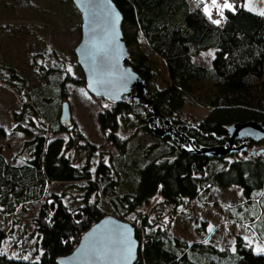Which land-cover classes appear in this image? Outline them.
Returning <instances> with one entry per match:
<instances>
[{"label":"trees","instance_id":"16d2710c","mask_svg":"<svg viewBox=\"0 0 264 264\" xmlns=\"http://www.w3.org/2000/svg\"><path fill=\"white\" fill-rule=\"evenodd\" d=\"M112 2L122 16L124 43L136 45L139 38L145 42L163 65L165 86L159 89L152 80L147 55L129 56L126 63L144 81L146 95L158 112L170 119L194 147L223 145L232 123L264 124V16L242 7L244 0H232L236 12L225 11L226 20L217 26L204 15V4L198 0ZM212 16L220 19L215 11ZM125 27L133 33L126 34ZM208 50L213 51L208 67L194 63L196 56ZM0 70L6 74L0 82L14 90L21 102L20 110L11 112V118L16 124L14 130L25 137L22 149L27 152L23 163L12 164L0 149V216L35 205L33 234L40 248L37 260L11 258L0 251V264H56L58 257L75 248L91 225L108 214L99 200L107 201L116 218L133 226L139 244L134 264H264V254L255 253L239 235L234 236L232 249L211 248L202 242L181 240L164 228L153 229L148 214L141 211L154 197L178 207L188 200L206 199L213 189L235 186L244 203L234 209L228 222L246 225L264 243V152L246 154L258 143L250 142L242 152L244 157L228 160V156L205 157L187 152L185 139L175 137L174 141L165 136L159 138L166 146L163 152L155 144L137 148L124 174L116 164L103 161L90 171L95 145L84 139L75 123H60V108L58 119L49 109L52 102L66 97L64 84L70 77L55 69L45 70V80L56 88V95L45 97L22 92L23 81L11 67L0 66ZM185 97L210 107L211 112L195 123L176 118ZM92 98L103 104L96 121L104 139L118 151L117 159H124L130 143L119 130L150 134L148 106ZM138 105L141 112L135 110ZM34 118L43 124L41 135L32 132ZM44 133L52 138L47 139ZM59 134H65L66 140L55 137ZM4 136L0 127V137ZM72 150L83 152L77 166L68 155ZM50 184L65 186L59 193L47 195ZM73 187L81 203L68 209L62 198ZM130 214H134L132 219H128ZM5 238L0 227V249Z\"/></svg>","mask_w":264,"mask_h":264},{"label":"rangeland","instance_id":"374dc122","mask_svg":"<svg viewBox=\"0 0 264 264\" xmlns=\"http://www.w3.org/2000/svg\"><path fill=\"white\" fill-rule=\"evenodd\" d=\"M207 2L210 4L211 0ZM251 7L264 10V0H251ZM80 26V14L71 0H0V66L15 70L23 81L22 92L40 93L45 97L56 95V88L45 80V70L55 69L62 76L70 77L71 80L64 84L66 97L52 102L49 106L55 113L53 117L58 119L61 100L67 102L70 122L75 123L84 139L96 147V152L89 160V170L92 171L99 161H103L116 164L121 174H124L127 172L126 163L136 153L137 148L155 144L156 148L163 152L166 146L161 139L151 134L120 128L119 134L129 140L130 148L124 159H117L118 151L104 139L96 121V114L103 104L96 102L85 90L82 73L76 64L73 51L80 40ZM124 30L126 34L133 33V29L125 27ZM127 51L129 56L139 53L147 55L149 67L153 71L152 80L159 89L165 86L163 65L160 59L149 52L142 39L139 38L136 45L127 46ZM212 57L213 51L208 50L196 56L194 63L208 67ZM69 66L73 70L72 73L67 72ZM5 77L4 71L0 70V78ZM139 107L138 105L135 110L141 112ZM20 108L21 102L15 91L0 82V127L5 132V136L0 137V149L5 159L12 164L23 163L27 155L22 149L25 137L14 130L16 124L11 118V112L19 111ZM211 110L210 107L200 106L190 97H185L176 118L195 123L206 117ZM34 121L36 126L32 128V132L41 135L44 131L43 124H40L38 118H34ZM43 136L52 138L46 133ZM55 137L66 140L65 134ZM260 150L264 152L263 142L251 146L246 154ZM68 155L72 164L77 166L82 161L83 152L72 150ZM244 155L242 152L234 153L227 159L241 158ZM64 186L65 184H50L47 195L59 193ZM68 191L69 194L64 195L62 200L68 209H72L81 203V198L75 196L76 188H70ZM98 203L104 211L114 216L107 201L99 200ZM243 203L241 191L235 186H230L225 189H213L206 199L188 200L178 207L154 197L141 211L148 214L153 229H167L170 234L181 240L202 242L211 248L232 249L234 236L239 235L247 243L251 241L250 245L256 253V247L264 248V243L259 242L246 225L228 222V219L233 217L234 209L243 206ZM35 213L36 206L29 205L13 215L0 216V227L6 233L0 251L7 257L38 259L40 248L33 234L32 223ZM133 215L130 214L128 219H132Z\"/></svg>","mask_w":264,"mask_h":264},{"label":"water","instance_id":"95a60500","mask_svg":"<svg viewBox=\"0 0 264 264\" xmlns=\"http://www.w3.org/2000/svg\"><path fill=\"white\" fill-rule=\"evenodd\" d=\"M71 1L81 18L80 40L73 52L85 90L92 97L110 103L148 106L151 113L147 119L150 134L158 138L169 136L174 141L175 137H181L188 145L184 150L196 155L221 158L245 152L250 142L264 143V124L247 121L230 124L223 145L194 147L170 119L158 112L154 101L146 95L144 81L126 63L129 55L122 39V16L112 0ZM59 121L66 126L71 124L65 101L61 103ZM246 132L251 135L242 134ZM127 229L131 230L130 238L136 243L131 261L134 264L139 248L134 228L129 222L109 214L91 225L81 235L75 248L69 254L58 257L56 264H128L122 256Z\"/></svg>","mask_w":264,"mask_h":264},{"label":"snow or ice","instance_id":"6c2138e0","mask_svg":"<svg viewBox=\"0 0 264 264\" xmlns=\"http://www.w3.org/2000/svg\"><path fill=\"white\" fill-rule=\"evenodd\" d=\"M198 3H203L204 7L202 9L204 15L208 18V20L214 24L219 26L222 21L226 20L225 11H229L232 13L236 12V5L232 0H223V3H220V0H211V3L209 4L207 0H198ZM242 7H245L248 11L254 12L257 15L264 16V10H257L253 7H251V0H244V3L241 5ZM215 11L217 15L220 17V19H213L212 13ZM118 18V17H117ZM72 68L69 66L67 68L68 73H72ZM86 94V93H85ZM108 105H105L107 107ZM243 135H251L250 132L242 133ZM92 171H95L93 169ZM212 229H209L211 231ZM128 232V236L126 237V244L122 251V256L125 261L128 262V264H131V261L134 259L135 255V247L136 243L130 238V229L126 230ZM249 245L251 244V241H248ZM235 251V249H233ZM257 254H264V248L257 246L255 249ZM27 259V257H24Z\"/></svg>","mask_w":264,"mask_h":264},{"label":"built area","instance_id":"2783aa9c","mask_svg":"<svg viewBox=\"0 0 264 264\" xmlns=\"http://www.w3.org/2000/svg\"><path fill=\"white\" fill-rule=\"evenodd\" d=\"M223 1L222 0H220V3H222Z\"/></svg>","mask_w":264,"mask_h":264},{"label":"flooded vegetation","instance_id":"af4514ba","mask_svg":"<svg viewBox=\"0 0 264 264\" xmlns=\"http://www.w3.org/2000/svg\"><path fill=\"white\" fill-rule=\"evenodd\" d=\"M236 144H237V142H236Z\"/></svg>","mask_w":264,"mask_h":264}]
</instances>
